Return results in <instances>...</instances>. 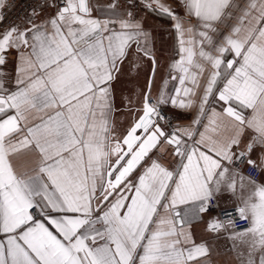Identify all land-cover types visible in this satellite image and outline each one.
Returning a JSON list of instances; mask_svg holds the SVG:
<instances>
[{"label":"snow or ice","instance_id":"1","mask_svg":"<svg viewBox=\"0 0 264 264\" xmlns=\"http://www.w3.org/2000/svg\"><path fill=\"white\" fill-rule=\"evenodd\" d=\"M177 3L0 0V264H264V0ZM140 6L175 33L155 96Z\"/></svg>","mask_w":264,"mask_h":264},{"label":"crops","instance_id":"2","mask_svg":"<svg viewBox=\"0 0 264 264\" xmlns=\"http://www.w3.org/2000/svg\"><path fill=\"white\" fill-rule=\"evenodd\" d=\"M165 4L172 5L176 8L178 12L182 13L179 8L177 0H163ZM138 13L140 16L145 18V27L149 29L154 36V47L156 51L157 58L160 62L159 70L154 78L152 86V94L158 95L159 90L163 85V80L167 77V67L169 63V56L175 42V33L172 28V21L165 16L157 15L142 6L138 8ZM11 68V65L9 66ZM150 75V64L145 61L143 66L138 71H130L127 63L123 66V72L120 79L116 82L115 88L117 91V107L121 109L118 114L121 118V122L126 126L129 116L127 110L121 104V93L128 95L134 90H142L146 87L148 77ZM178 86L177 82L169 81L166 86V92L168 94H174V89ZM163 108L169 113L176 122L187 123L192 117L190 114L183 113L182 111L173 108L170 104L164 105ZM220 207L230 208L233 207L231 201L222 200L220 202ZM203 224H196L193 228L194 235L197 240L201 237L210 238L203 231ZM219 245L220 255L215 257L217 264H228V256L226 255V242L223 238L219 241H214Z\"/></svg>","mask_w":264,"mask_h":264},{"label":"built area","instance_id":"3","mask_svg":"<svg viewBox=\"0 0 264 264\" xmlns=\"http://www.w3.org/2000/svg\"><path fill=\"white\" fill-rule=\"evenodd\" d=\"M26 2V0H15V3H16V5H17V8H16V10L15 11H13L11 14H10V18H12V19H15V17H16V15L18 14V12H19V9L23 6V4ZM164 109V108H163ZM164 111L167 113V111L164 109ZM167 115L170 117V118H172L173 119V117L169 114V113H167ZM173 123H177L174 119H173ZM221 209H226V210H228L229 212H231V210H232V207H230V208H222V207H220ZM217 211H219V209L217 210Z\"/></svg>","mask_w":264,"mask_h":264}]
</instances>
